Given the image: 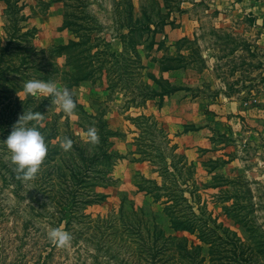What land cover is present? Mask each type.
Returning a JSON list of instances; mask_svg holds the SVG:
<instances>
[{
    "label": "rangeland",
    "instance_id": "obj_1",
    "mask_svg": "<svg viewBox=\"0 0 264 264\" xmlns=\"http://www.w3.org/2000/svg\"><path fill=\"white\" fill-rule=\"evenodd\" d=\"M12 2L17 26L34 32L36 50L77 40L72 26H62L68 12L80 16L69 17L72 22L96 28L99 48L127 56L130 73L110 82L103 72L74 86L60 71L49 75L47 80L73 93V113L62 111L52 97L30 100L23 90L15 93L20 102L13 97L0 102V264H138V242L122 232L126 225H140L157 248L166 249L160 264H196L178 248L200 246L207 255L200 236L209 229L222 235L219 226L264 257V0ZM11 8L0 0L1 44L12 31ZM118 20L129 25L149 20V28L138 30L133 40L121 39L119 33L128 29L119 28ZM163 59L172 65L162 72ZM52 62L65 68L63 57ZM37 74L42 73L19 78L18 86L45 80ZM142 83L155 94L144 95ZM31 110L40 118L29 124L44 135L48 151L36 176L26 180L3 139L19 115ZM92 130L96 139L98 132L106 135L110 157L67 198L57 169L73 167L77 147L89 152ZM65 137L72 140L67 151L61 147ZM170 203L194 220L193 231L171 228L164 208ZM51 227L70 232V243L51 241ZM155 230L163 237L155 239ZM169 235L172 240H163ZM215 256L220 258L213 253V264H219ZM150 262L148 256L139 264Z\"/></svg>",
    "mask_w": 264,
    "mask_h": 264
},
{
    "label": "trees",
    "instance_id": "obj_2",
    "mask_svg": "<svg viewBox=\"0 0 264 264\" xmlns=\"http://www.w3.org/2000/svg\"><path fill=\"white\" fill-rule=\"evenodd\" d=\"M4 1L7 2V7H12L8 10L9 12H12V25L9 30L12 31L9 32V35L4 40L3 44L0 43V102H3L6 98L12 97L15 98L17 102H20L21 100L15 95L18 91L23 90L22 87L18 86V81L20 82L19 78H23V80L30 78L31 76H28L30 73L36 74L41 72L42 74H37L40 75L39 78L47 80L49 75L60 71V78L64 82L66 81L68 86H74L79 82L88 79H95L97 76L102 75L103 72L106 75V79L110 82H112L114 78H116V81H118L120 77L125 78L128 73H130L129 67L127 69V56L121 54L117 57L116 53L109 52L107 47L99 48L98 42L101 39L99 36L93 35V29L96 28L93 27V29H90L85 23L72 22L70 20L71 18L78 19L80 16L71 15L68 12H65L64 14L62 26L66 28L72 26L73 32L78 37L77 40L70 39L66 43L52 45L47 50H36L31 44L34 32L30 30L22 31V29L17 26L14 18L18 9L13 2L8 4L9 0ZM85 15V18H88V16L90 17V15ZM69 17L71 18L69 19ZM146 19H149V16H147ZM160 21L162 22L161 19L158 22L153 20V23L156 24ZM148 22L149 20H146L138 25L131 23L129 25L126 22L118 20L119 28L126 27L128 29L126 33H119L121 39L129 38L133 40L134 33L138 32L140 29L149 28ZM129 32L130 34H128ZM28 35L31 37H28ZM106 45H108V42H106ZM46 53L50 59L49 61L44 60ZM58 56L64 58L65 68L63 69H60L56 65L54 66L52 62L53 57ZM159 65L160 70L163 72L170 68L168 65L172 64H169L167 60L163 59L162 61L160 60ZM152 80L154 81L155 78H152ZM156 82L160 87V91H165L164 87L166 86L162 84V78L159 77ZM142 85H144V90H146V92L143 93L144 95L155 94V90L149 84L142 83ZM27 98L33 101L37 99V97L32 95H27ZM97 134L98 138L94 140L92 147L88 149L89 152L77 147L78 156L75 154L74 157L78 161H76V163L74 161L72 168L68 169V166L66 171L57 169L58 173L56 174V178L58 177V179H60L58 184L63 186L62 190L67 198L71 195L72 197L75 195L76 190L74 189V186L78 183H88L86 177L90 176V173L96 170L100 160L107 162L108 157H110L107 152L106 135L102 132H98ZM69 172H71V179L69 177L66 179V174H69ZM68 180L69 182H67ZM70 180L72 181V184ZM169 200L171 202L170 198ZM68 205L72 204L68 202L65 205L66 207L71 208ZM174 207L176 206L172 203L164 205V208L168 213L171 228L173 230L193 231L194 224H192V221L194 220L187 217V212H182L183 210L180 211ZM130 210H133V208ZM126 226L127 227L123 229L122 232L131 233L133 238L138 242L134 247V254L137 257L138 264L142 259L148 256L150 259L154 260V263L150 262L148 264H160L161 260L159 257H162V254L166 249L163 247L157 248L154 241H150L148 233L146 237V232H144L143 227L140 225H138L139 228H132V226L129 225ZM109 228H114V225L111 224ZM154 228H157V226ZM218 228L222 230V235H219L218 237L216 236L214 229H209L210 231H207L206 236H203V234L200 236L203 243L208 244L207 255L201 254L200 246H192L188 249L182 244L178 248V250L182 251L181 257L186 258L187 260L191 258V261L193 262L197 259L196 264H205V259L208 257V264H213L214 253V255L220 256V258L215 256V260L219 259V264H264V257L258 252V250L246 248L235 236H233V239L230 238L231 233L229 229L220 226ZM117 233L118 232H116V234ZM202 233H204V231H202ZM155 235L157 236L155 239H159V236L163 237L162 230H155ZM172 238L173 237L169 235L166 236V238H163V240H172ZM218 250H223L222 254L217 253ZM192 251H194V254L191 256ZM209 251L211 254H209ZM196 252H198V254H196ZM184 253L186 255H184ZM224 257L227 261L221 262L220 259H223ZM189 264H192V262H189Z\"/></svg>",
    "mask_w": 264,
    "mask_h": 264
},
{
    "label": "clouds",
    "instance_id": "obj_3",
    "mask_svg": "<svg viewBox=\"0 0 264 264\" xmlns=\"http://www.w3.org/2000/svg\"><path fill=\"white\" fill-rule=\"evenodd\" d=\"M25 96L32 95L41 99L42 97H52L60 109L65 113H73L76 102L73 93L67 86H58L52 80L32 79L23 85ZM39 112H22L13 123L7 137L3 139L11 161L15 164L17 171L26 180L33 179L39 171L40 165L46 156L48 146L45 137L35 126H31L29 121L39 119ZM92 138L96 139L95 130H92ZM72 140L63 138L61 147L64 150L70 149ZM48 238L60 246L70 243L71 233L60 228L51 227L47 233Z\"/></svg>",
    "mask_w": 264,
    "mask_h": 264
}]
</instances>
